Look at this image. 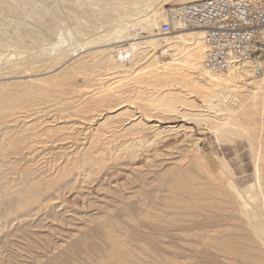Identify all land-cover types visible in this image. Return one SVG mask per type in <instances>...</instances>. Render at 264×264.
Here are the masks:
<instances>
[{
    "label": "bare ground",
    "instance_id": "bare-ground-1",
    "mask_svg": "<svg viewBox=\"0 0 264 264\" xmlns=\"http://www.w3.org/2000/svg\"><path fill=\"white\" fill-rule=\"evenodd\" d=\"M110 1L113 5L115 1L116 7L109 9V14L84 10L82 19L94 17L95 22L100 21L99 26H93L94 31L103 28L107 21L111 23L128 21L123 26L105 29L106 33L100 37L80 38L63 53L61 59L54 58L47 66H42L46 71L51 70L73 58L70 64L54 75L23 84L18 82L1 84L0 122L10 123L15 119L16 114L21 113L24 116L27 115L24 117L25 120L34 102H56V111L59 114L64 113L68 115V118L79 117L87 121L93 118L94 113L109 112L115 108L117 110V107L124 102L134 105L144 118H151L152 113L172 117V115L181 114L180 110L183 111V108L190 112L194 110L193 118L201 116L202 113H208L206 118L203 117L205 130L214 135L217 143L231 145L239 138L246 140L253 164L252 182L247 187L239 188L235 181V174L224 157H215L214 162L210 163H201L198 159L197 162L200 163L198 167L203 169L207 176L206 180L208 179L209 182L205 186L207 188L203 189L199 184L201 178L197 183L198 174H192L193 176L171 174L163 187L144 192V197L142 196L144 210L125 206L126 209L122 211L124 217L121 218L126 217L135 221L138 218L148 217L153 212L158 226L179 222L180 225L174 230L182 233L186 238H201L207 243L204 244L215 248L218 252L234 255L240 260L253 264H264V62H261V74L254 72L253 65L249 61L225 71L211 72L203 64L206 45L202 30L181 28L171 34L160 33V22L165 20L167 4L173 1L176 4H184L198 0ZM0 4L11 11L15 5H24L25 0H0ZM125 8L128 10L124 11ZM79 25L74 26V31L84 36V30ZM71 38L72 31L66 28L62 35H57L50 43V50L63 45L70 46ZM38 41L36 36L31 37L34 45H37ZM0 42L7 43L3 38H0ZM100 45L107 48L87 52L85 57L81 54L87 47L95 49ZM23 50L25 49H18V53H24ZM21 63H11L9 67L1 69L0 76L24 75L38 68L21 67ZM78 78L83 79V84L75 86L73 82ZM75 98L76 100L72 101ZM124 115L122 113L116 117L105 115L103 122L97 124L95 128L90 126L88 135H84L86 136L84 139L88 141V147L82 151L79 149L80 152L76 153L78 155L75 157H70L68 153L65 159L66 167L62 170L60 168L59 172L55 168L58 175L56 178L66 176L65 172L69 168H72L70 170L76 168L78 171L83 166L90 167L83 171L84 175L87 177L96 175L107 169L110 162L133 157L141 146L149 147L157 142L162 143L166 148L170 145L167 134H170L171 130L164 128L153 131L152 127H148L140 119L132 120L130 123L127 122L128 125H124L125 121L121 118ZM190 115L187 117L191 119ZM184 117L187 118L186 114ZM34 120L31 124L22 122L23 125L15 133L11 134L9 131L10 139L7 138V142L0 147V156L15 152L25 142L34 143V140L41 137L55 138L60 134L71 135L74 130L73 124L70 127H54L45 125L40 117ZM151 131L154 140L145 141V132ZM195 143L192 145L194 146ZM28 170L26 172L24 170V173L30 174ZM40 174L38 172V175ZM105 176L108 184L115 183L120 178V174L115 171L106 172ZM56 182L55 179L43 184L35 183V181L27 182L21 186L17 185L18 188H13V190L16 189L14 191L12 185L6 189L7 194L0 202H9L13 197L21 201L31 200L38 195L39 191L52 189ZM155 207L162 208V211ZM165 210L172 211L171 215L178 216L179 219L167 221L163 212ZM199 217L206 221L214 220L220 223H213L211 229V226L200 224ZM119 222L121 220L117 221L115 218L106 221L86 237L104 240L107 244L104 248L89 244L85 253H73L59 263L52 261L49 264L81 262H84L83 264H184L175 255L176 245L164 244V247L156 250L147 249L146 244L132 247L128 239L135 237L130 234L131 230L128 231L124 221L121 222L123 224ZM222 224L231 231H226L227 228L225 231L222 230L217 235L219 238L226 239L216 242L212 240L216 237L209 234L215 235V231ZM167 237L166 234L161 235V238ZM177 237L180 235L178 234ZM248 238L251 239L249 244H247ZM244 246H246L245 251H243ZM91 257L95 259L92 260Z\"/></svg>",
    "mask_w": 264,
    "mask_h": 264
},
{
    "label": "rangeland",
    "instance_id": "rangeland-1",
    "mask_svg": "<svg viewBox=\"0 0 264 264\" xmlns=\"http://www.w3.org/2000/svg\"><path fill=\"white\" fill-rule=\"evenodd\" d=\"M113 2L114 5L110 0H25L24 5H15L11 11L0 4V38L7 42L4 44L0 42V70L9 67L11 63L19 64L21 62L23 63L20 64V66L22 65L21 67H38L36 70H31V73H24V75L0 76V85L17 82L23 84L54 75V73L60 72L65 66L70 64L73 58H70L67 62L64 61L65 64L64 62L60 63V66L55 67L56 71L55 68L51 69L52 71L50 69L46 71L43 68L45 67L44 65L47 66L54 58L61 59L63 53L72 44H76L80 38H97L106 33L105 29L123 26L128 20H124L125 22L121 20L115 23L107 21L108 23L103 28L94 31L93 26H99L100 21L95 22L94 17L87 20L82 19L84 10L96 13L101 11L103 14H109L108 10L116 7L115 1ZM174 4H176L175 1L173 3L170 2L166 6ZM127 10L128 8L124 9V11ZM94 14L92 15L94 16ZM78 25L84 30V36L74 31V26ZM66 28L72 31V38L69 42L71 45L67 47L63 45L55 50H50V43L54 41L57 35H62ZM33 36L39 39L37 45L31 42V37ZM96 47L95 49L87 47L82 50L81 54H84L85 57L87 52L107 48L101 45ZM21 48L25 49L23 50L25 52L19 54L18 49ZM49 52L51 53L48 54ZM262 62H264V54ZM40 66L41 68H39ZM73 84L75 86L81 85L83 84V79L78 78ZM74 100L76 98L72 101ZM55 103L34 102L30 108L31 112L25 120L24 117H27V115L24 116L21 113L16 114L15 119L10 123L0 122V147L7 142L6 140L10 139L9 131H11V134L15 133L23 125L22 122L31 124L37 117H40L41 122H45V125L54 127H70L72 124L74 125V130L73 132L71 131L72 137L65 134L56 135L57 137L55 136V138L52 137L54 139L41 137L36 141L34 140V143L25 142L15 152H8L5 154L6 156H0V201L7 194L6 189L12 185H15L14 187L12 186L13 190V188L17 189L18 186L27 182L35 181V183L43 184L54 179L55 182L57 181L52 189L39 191L38 195L31 200L21 201L13 197L9 202H0V264H49L52 261L59 263L73 253H85L89 244L104 248L107 245L104 240L86 237L90 235L92 230L101 227L106 221L114 220V218L117 221H124L128 231L131 230L130 234L135 238H129L128 242H130L132 247H140L146 244L148 245L147 249L156 250L164 247V244L176 245L175 255L184 264H253L240 260L234 255L218 252L215 248L207 246V243L201 238H186L185 235L174 230L180 225L179 222L177 224L158 226L153 212L148 217L138 218L135 221H131L130 218L127 219L126 217L121 218L124 217L123 212L126 207L144 210L143 207L145 206L142 204L144 192L163 187L171 174L177 173L183 174V176L198 174L199 180L197 183H199L201 178L199 184L202 185L203 189L207 188L205 186L209 182L207 181L208 179L206 180L207 176L203 169L200 166L198 167L200 164L197 162L198 159L201 163H210L214 162L215 157H224L235 174V181H237L239 188L247 187L253 180V164L244 138L237 139L231 145L217 143L214 135L210 131L205 130L203 122L208 113H202L201 116H198L202 120L194 117L197 120H201H198L199 124H197L198 121L194 122L195 119L192 117L194 110L190 112L187 109L188 112L184 108V112L180 110L181 114L172 115V117L152 113L151 118H144L134 105L124 102L117 107V110L115 108L109 112L94 113L90 122L79 117L68 118V115L64 113L59 114L56 111L57 106ZM121 113L122 115L127 114L121 117L125 121L124 125H128L127 122L130 123L132 120L140 119L148 127H152L153 131L164 128L171 130L173 133L167 134L169 137L167 139L171 146L169 145L166 148L162 143L158 142L149 147L144 145V147L141 146L138 148L139 150H136L134 158L130 157L110 162L107 169L96 175L89 177L84 175L83 171L90 169V167L83 166L78 171L76 168V170H70L72 168H69L65 172L67 173L66 176L56 178L58 176L56 172H59L60 168L61 170L64 169L67 165V160L65 159H67L68 153L70 157H75V155H78L76 153L88 147V141L84 139L88 135L87 132L103 122L105 115L116 117L121 115ZM185 114L186 117L192 114L190 115L192 118H185ZM77 131H79L80 135ZM144 140H154L153 132H145ZM193 143L197 145L195 146L194 144L193 146ZM195 147L196 150H194ZM197 152L199 153L197 154ZM62 157L65 158L63 159ZM56 161L57 163H55ZM50 162L53 163L51 164ZM24 170L25 172L28 170L31 173H24ZM37 171L41 174L38 175ZM112 171L119 173L120 178L117 182L108 184L106 183L105 174ZM202 182L205 183L202 184ZM157 195L160 196L162 194ZM136 205L139 207H135ZM159 210L162 211V208H159ZM163 212L167 221L179 219L178 216L173 217L171 215L172 211L165 210ZM198 221L200 224L211 226V229L213 223L219 222L214 220L206 221L202 217H199ZM222 225L215 231V235L214 233L209 234L213 235L212 237H216L212 238V240L220 242L226 239L219 238V235H217L222 230L228 229L225 224L221 227ZM129 227L131 228L129 229ZM210 228L208 229L210 230ZM226 231H231V229L229 228ZM162 234H166L168 237L161 238ZM174 234L177 236L179 234L180 237ZM82 242L83 246H81ZM250 242L251 239L248 238L247 244ZM243 248V251H245L246 246ZM91 259L94 260L95 257H91Z\"/></svg>",
    "mask_w": 264,
    "mask_h": 264
},
{
    "label": "built area",
    "instance_id": "built-area-1",
    "mask_svg": "<svg viewBox=\"0 0 264 264\" xmlns=\"http://www.w3.org/2000/svg\"><path fill=\"white\" fill-rule=\"evenodd\" d=\"M160 33L202 30L206 45L204 67L225 71L249 61L262 72L264 54V0H198L165 7Z\"/></svg>",
    "mask_w": 264,
    "mask_h": 264
}]
</instances>
